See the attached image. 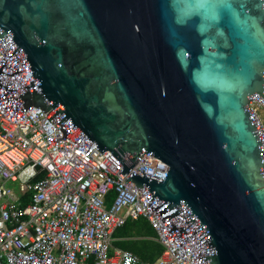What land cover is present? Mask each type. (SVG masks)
<instances>
[{
  "label": "water",
  "instance_id": "water-1",
  "mask_svg": "<svg viewBox=\"0 0 264 264\" xmlns=\"http://www.w3.org/2000/svg\"><path fill=\"white\" fill-rule=\"evenodd\" d=\"M0 52V104L48 112V147L168 166L124 182L180 256L264 264V0H0Z\"/></svg>",
  "mask_w": 264,
  "mask_h": 264
},
{
  "label": "built area",
  "instance_id": "built-area-1",
  "mask_svg": "<svg viewBox=\"0 0 264 264\" xmlns=\"http://www.w3.org/2000/svg\"><path fill=\"white\" fill-rule=\"evenodd\" d=\"M248 109L264 136V105L251 100ZM47 114L31 108L26 121L12 120L0 104V264H193L163 236L143 193L124 182L130 173L164 181L168 166L142 151L122 178L108 151L86 153L71 140L48 147L63 133ZM140 218L163 248L153 262L112 246L114 232Z\"/></svg>",
  "mask_w": 264,
  "mask_h": 264
},
{
  "label": "trees",
  "instance_id": "trees-1",
  "mask_svg": "<svg viewBox=\"0 0 264 264\" xmlns=\"http://www.w3.org/2000/svg\"><path fill=\"white\" fill-rule=\"evenodd\" d=\"M36 180L38 178L34 181ZM152 237H155L154 230L144 218H140L137 221H128L114 232L113 246L121 250L132 251L143 260L152 261L163 251L159 244L147 239Z\"/></svg>",
  "mask_w": 264,
  "mask_h": 264
},
{
  "label": "crops",
  "instance_id": "crops-1",
  "mask_svg": "<svg viewBox=\"0 0 264 264\" xmlns=\"http://www.w3.org/2000/svg\"><path fill=\"white\" fill-rule=\"evenodd\" d=\"M127 238H125V240H126ZM148 240H151V241H153V242H155V243H157L156 241H155V237H152V238H147ZM113 242H114V238H113ZM158 244V243H157ZM112 246H113V243H112ZM114 247V246H113ZM115 248V247H114ZM118 249V248H117ZM128 251V250H127ZM129 252H131V253H133V254H135L134 252H132V251H129ZM135 255H137V254H135ZM138 256V255H137ZM160 256V255H159ZM158 256V257H159ZM141 260H143L140 256H138ZM157 257V258H158ZM157 258H155L154 260H152V261H150L149 259L148 260H143V261H146V262H153V261H155Z\"/></svg>",
  "mask_w": 264,
  "mask_h": 264
},
{
  "label": "rangeland",
  "instance_id": "rangeland-1",
  "mask_svg": "<svg viewBox=\"0 0 264 264\" xmlns=\"http://www.w3.org/2000/svg\"><path fill=\"white\" fill-rule=\"evenodd\" d=\"M9 188L14 190V191H18L19 190L17 185H9Z\"/></svg>",
  "mask_w": 264,
  "mask_h": 264
}]
</instances>
